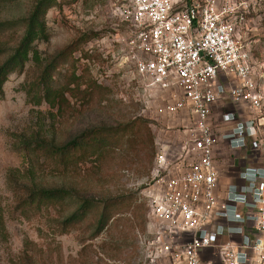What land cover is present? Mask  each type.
<instances>
[{
  "label": "rangeland",
  "instance_id": "obj_1",
  "mask_svg": "<svg viewBox=\"0 0 264 264\" xmlns=\"http://www.w3.org/2000/svg\"><path fill=\"white\" fill-rule=\"evenodd\" d=\"M246 1L250 7L239 26L240 42L254 59L258 84L264 85V0ZM33 5L34 0H0V64L18 46L25 30L22 21ZM116 5L117 0H56L42 19L41 32L32 40L24 65L3 84L0 264H152L146 257L150 217L143 192L154 182L156 156L164 149L169 154L178 146L180 149L189 139V132L184 131L189 122L182 117L176 120L165 110L159 112L165 101L144 89L132 69L120 63L127 29ZM68 47L75 50L70 52ZM55 58L58 66L53 77L55 85L62 84L65 102L51 105L47 98L31 100L44 65ZM87 77L100 87L95 99L87 102L77 90L75 94L65 91L67 81L70 88L84 89ZM220 108L221 103L215 112ZM234 108L226 104V109ZM137 117L145 120L147 129H135L115 139L108 153L89 155L68 168L49 161L35 179L47 187H67L77 197H133L97 236H91L94 226L86 222L62 227L63 218L75 205L70 199L63 208L22 202L28 198L30 186L23 175L29 157L16 148L23 138L62 144L91 128L122 125ZM244 153L226 148L221 163L233 162L232 172L255 168L254 155L245 154L242 161ZM9 173L13 174L11 182ZM93 215L90 212L86 221Z\"/></svg>",
  "mask_w": 264,
  "mask_h": 264
},
{
  "label": "built area",
  "instance_id": "obj_2",
  "mask_svg": "<svg viewBox=\"0 0 264 264\" xmlns=\"http://www.w3.org/2000/svg\"><path fill=\"white\" fill-rule=\"evenodd\" d=\"M249 7L117 0L127 29L120 63L165 101L159 112L189 122V139L156 156L154 182L143 192L152 264H264V85L239 27ZM226 148L245 152L242 161L254 155L256 167L232 172L233 162L221 163Z\"/></svg>",
  "mask_w": 264,
  "mask_h": 264
},
{
  "label": "trees",
  "instance_id": "obj_3",
  "mask_svg": "<svg viewBox=\"0 0 264 264\" xmlns=\"http://www.w3.org/2000/svg\"><path fill=\"white\" fill-rule=\"evenodd\" d=\"M55 1L56 0H34L32 12L26 20L22 21L25 30L18 46L15 48L14 53L0 64V96L3 94L2 87L7 80L8 75L16 69L22 68L24 65L27 51L32 40L38 32H41L43 26L42 19ZM68 48L71 49L70 52L75 50H72L71 47ZM56 60V58L52 59L44 65L43 70L33 87L32 94L30 93L29 97L31 100H34L35 98V101H38L42 98H47L51 105H55L57 102H65L63 91L60 89L62 84L61 86L55 85V79L53 77V73L58 66ZM68 77H73L75 78L74 80H76V77L72 74L68 75ZM70 83V81L65 83V91L75 94V91L77 90V92L83 94L82 98L87 100V102L95 99L99 93V85L88 77L87 86H85L84 89L80 90L76 86L70 88ZM144 128L147 129L145 120L137 117L123 123L122 125L91 128L62 144L23 138L16 148L17 150H23L29 157L28 167L23 175L30 180V186L28 188V198L22 202L25 201L30 205L34 204L37 207L59 205L63 208L70 204V199L75 205L63 218L62 227H77L80 223L86 222L87 226H94L91 236H97L109 225L116 214L120 213L132 203L133 197L129 195H120L101 200L77 197L67 187H47L40 183H36L35 179L40 177V174H42L44 170L43 168L49 161L63 164L64 168L75 166L78 162H81L89 155H100V152L108 153L111 150V147L113 148L115 139L122 137L128 132H133L135 129ZM41 158L42 160H40ZM8 179L10 182L13 180L12 173H9ZM90 212L94 213L93 219L86 221ZM0 230H4V223L1 217Z\"/></svg>",
  "mask_w": 264,
  "mask_h": 264
},
{
  "label": "crops",
  "instance_id": "obj_4",
  "mask_svg": "<svg viewBox=\"0 0 264 264\" xmlns=\"http://www.w3.org/2000/svg\"><path fill=\"white\" fill-rule=\"evenodd\" d=\"M226 183V182H225Z\"/></svg>",
  "mask_w": 264,
  "mask_h": 264
}]
</instances>
